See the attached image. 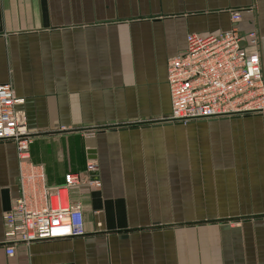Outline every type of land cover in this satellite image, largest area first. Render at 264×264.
I'll use <instances>...</instances> for the list:
<instances>
[{"label": "crops", "instance_id": "1", "mask_svg": "<svg viewBox=\"0 0 264 264\" xmlns=\"http://www.w3.org/2000/svg\"><path fill=\"white\" fill-rule=\"evenodd\" d=\"M257 32L264 0H0V85L11 84L50 186L75 189L86 236L4 248L19 196L16 146L0 143V264H264V113L178 124L169 61L187 36Z\"/></svg>", "mask_w": 264, "mask_h": 264}, {"label": "built area", "instance_id": "2", "mask_svg": "<svg viewBox=\"0 0 264 264\" xmlns=\"http://www.w3.org/2000/svg\"><path fill=\"white\" fill-rule=\"evenodd\" d=\"M242 15L231 14L224 32L190 34L185 52L168 64L172 112L169 122L189 124L264 113V74L257 32L243 33ZM11 84L0 85V143L16 146L19 196L4 216L8 257L19 245L86 236L84 207L71 200L75 189L100 190L99 166L88 162L83 173H69L50 186L43 166L32 161L36 135L17 109Z\"/></svg>", "mask_w": 264, "mask_h": 264}]
</instances>
